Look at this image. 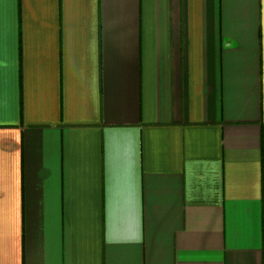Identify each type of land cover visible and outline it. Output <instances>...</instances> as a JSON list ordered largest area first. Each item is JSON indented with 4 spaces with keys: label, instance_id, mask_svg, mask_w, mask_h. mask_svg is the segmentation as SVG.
<instances>
[{
    "label": "crops",
    "instance_id": "0c3cea01",
    "mask_svg": "<svg viewBox=\"0 0 264 264\" xmlns=\"http://www.w3.org/2000/svg\"><path fill=\"white\" fill-rule=\"evenodd\" d=\"M0 264H264V0H0Z\"/></svg>",
    "mask_w": 264,
    "mask_h": 264
}]
</instances>
